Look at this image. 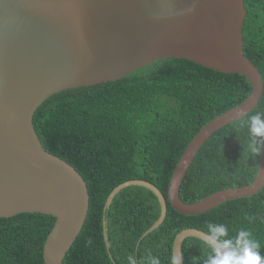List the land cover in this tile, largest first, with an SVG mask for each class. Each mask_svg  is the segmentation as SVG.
Here are the masks:
<instances>
[{"label": "trees", "instance_id": "16d2710c", "mask_svg": "<svg viewBox=\"0 0 264 264\" xmlns=\"http://www.w3.org/2000/svg\"><path fill=\"white\" fill-rule=\"evenodd\" d=\"M244 7V55L264 85V0H244ZM251 91L242 75L168 58L116 82L47 99L33 116L34 129L48 153L79 172L90 196L85 224L63 264H128L129 255L147 264L149 253L170 264L178 234L186 229L206 232L210 222L225 224L229 237L249 230L264 256V188L198 216L179 214L168 201L171 178L193 138L242 104ZM257 112H264V91L251 113L219 130L200 149L180 187L183 203L191 205L255 180L260 155L247 151V140L248 119ZM135 180L155 186L167 202L164 222L146 237L161 215L153 192L126 188L106 209L111 193ZM54 225L53 217L42 214L0 218V264H45L43 248ZM182 254L184 264H203L210 250L198 239H187Z\"/></svg>", "mask_w": 264, "mask_h": 264}, {"label": "water", "instance_id": "95a60500", "mask_svg": "<svg viewBox=\"0 0 264 264\" xmlns=\"http://www.w3.org/2000/svg\"><path fill=\"white\" fill-rule=\"evenodd\" d=\"M245 19L244 0H0V218L42 214L55 219L43 248L45 264H63L90 204L83 177L43 148L33 125L37 109L63 91L116 82L168 58L242 75L251 85L250 96L193 138L171 178L168 201L177 213L198 216L264 188L262 152L250 185L216 192L191 205L179 196L204 144L251 113L262 98V76L243 51ZM132 186L153 192L161 206L160 218L146 237L167 214L166 199L155 186L126 182L111 193L106 209ZM204 233L182 231L173 252L182 253L187 239L203 242ZM104 238L109 249L106 229Z\"/></svg>", "mask_w": 264, "mask_h": 264}, {"label": "clouds", "instance_id": "9594fccd", "mask_svg": "<svg viewBox=\"0 0 264 264\" xmlns=\"http://www.w3.org/2000/svg\"><path fill=\"white\" fill-rule=\"evenodd\" d=\"M247 151L253 155L264 152V112H257L248 119ZM204 245L210 250L203 264H264L260 244L247 229H240L235 237H229V229L223 223L210 222L206 225ZM128 264H138L133 255ZM183 254L175 251L170 264H182ZM147 264H161L159 257L147 256Z\"/></svg>", "mask_w": 264, "mask_h": 264}]
</instances>
